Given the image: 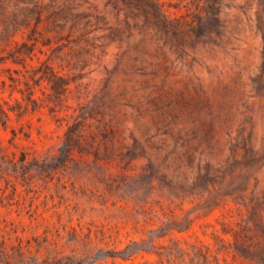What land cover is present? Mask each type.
Masks as SVG:
<instances>
[{
    "label": "rangeland",
    "instance_id": "1",
    "mask_svg": "<svg viewBox=\"0 0 264 264\" xmlns=\"http://www.w3.org/2000/svg\"><path fill=\"white\" fill-rule=\"evenodd\" d=\"M157 1L168 27L114 0H75L78 28L44 16L60 103L37 58L0 63V264H257L218 170L240 134L264 152V0Z\"/></svg>",
    "mask_w": 264,
    "mask_h": 264
},
{
    "label": "trees",
    "instance_id": "2",
    "mask_svg": "<svg viewBox=\"0 0 264 264\" xmlns=\"http://www.w3.org/2000/svg\"><path fill=\"white\" fill-rule=\"evenodd\" d=\"M57 1L50 0L47 5L43 6L41 0H0V46H3V50H7L6 55L0 56V63L10 61L13 64H22L24 67L34 66L32 61L37 58L39 62L41 61V65L38 67L39 80H45L50 84L54 101L60 103L66 95L70 80L56 71L47 60H41L38 57L39 43H46L41 38L40 23L46 16L60 28H63L68 22L71 23V29L78 28L82 21L88 17V13L76 10L75 0H63V3H57ZM114 1L122 2L133 11L141 8L145 13H148L151 8L157 26L168 27L172 22L171 20L168 22L167 15H164L161 4L157 0ZM214 1L217 2V0ZM115 2L114 4H116ZM9 6H12V9ZM89 24V21L86 20L85 25ZM19 34L22 38H18ZM29 93L31 96L28 99L35 102V99L32 98L33 90L31 88ZM75 129L76 127L71 126L66 133L67 151L78 144ZM231 147L227 167L218 170L224 175V182L228 181L225 188H221V190H224V194L232 197L247 209V216L243 223L239 224V229L233 232L234 247L244 257L257 264H264V193L256 194L255 188L251 189L250 194L246 193L251 187V175L254 167L264 162V152L260 153L253 146L249 136L245 137L242 134L236 138ZM215 262L222 264L220 257L215 258Z\"/></svg>",
    "mask_w": 264,
    "mask_h": 264
}]
</instances>
